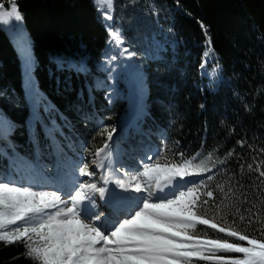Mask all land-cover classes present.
Listing matches in <instances>:
<instances>
[{
	"label": "trees",
	"instance_id": "1",
	"mask_svg": "<svg viewBox=\"0 0 264 264\" xmlns=\"http://www.w3.org/2000/svg\"><path fill=\"white\" fill-rule=\"evenodd\" d=\"M13 3L23 19L0 23V129L4 121L19 127L6 142L13 164L46 161L56 142L65 151L83 139L91 150L110 148L135 116L143 130L155 123L164 131L156 163L211 154L204 162L215 170L196 183L207 184L201 214L219 224L234 219L242 234L259 238V224L247 220H264V178L253 170L264 171V0H115L110 21L99 0H0L5 11ZM34 147L41 152L31 155ZM219 184L232 188L228 199ZM196 232L224 237L207 225ZM0 264L33 260L23 244L0 242Z\"/></svg>",
	"mask_w": 264,
	"mask_h": 264
},
{
	"label": "snow or ice",
	"instance_id": "2",
	"mask_svg": "<svg viewBox=\"0 0 264 264\" xmlns=\"http://www.w3.org/2000/svg\"><path fill=\"white\" fill-rule=\"evenodd\" d=\"M99 2L107 5L106 19L112 20L111 11L115 0ZM22 19L15 3L10 11H5L3 4H0V23L7 24L12 20L20 22ZM111 36L117 45L123 43L116 32L113 31ZM124 52L128 53V50L124 49ZM208 54L204 53L205 56ZM108 139H111L110 132ZM102 151L104 149H100L96 155ZM195 160L196 157L176 164H144L142 172L127 180L115 178L114 182L119 188L147 193V196L124 198L129 202L113 208L115 219L110 228L103 230L92 223H84L80 218L79 208L82 201L90 199L89 192H99L103 196L106 191L103 187L97 188L94 183L80 182L74 186L75 195L64 200L56 191H33L32 187L0 182V242L23 244L26 255L33 260V264H196L197 261H214V264H264V220L261 215L254 213L247 220L249 226L259 224V238L242 234L233 226L234 219L229 224L227 218L222 216L223 223L219 224L214 222L215 217L204 218L201 210L207 211L209 200H201L198 194L201 187L207 188L203 181L186 187V190L179 191L178 194L173 192L172 198L156 196L153 202L154 190L162 192L177 177L183 180L186 176L211 171L203 160L194 162ZM208 160H212L211 154ZM248 168L253 169V166L249 164ZM253 170L259 173L257 179L264 178V171L260 170L259 165ZM78 174L95 175L88 170L87 165L81 167ZM207 179L212 180V176ZM216 187L224 194L225 199L232 193L230 187L227 190L222 184ZM202 194L213 197V191ZM69 202L70 207L67 206ZM220 203L229 207L224 200ZM260 203L264 205V200ZM256 207L252 205L246 211L251 213ZM219 208L220 205H217V209ZM49 209L55 211H48ZM235 210L239 212V208ZM84 211L90 214L91 210L85 207ZM124 212L128 213V218L120 219ZM102 216L103 213L95 214L94 219L99 221ZM239 219L244 221L246 217L240 215ZM197 225H207L217 233H224V237L213 239L207 233L199 234L196 232ZM228 238L235 240L230 242ZM242 241H247V246L239 243ZM217 253L242 255L231 257Z\"/></svg>",
	"mask_w": 264,
	"mask_h": 264
},
{
	"label": "rangeland",
	"instance_id": "3",
	"mask_svg": "<svg viewBox=\"0 0 264 264\" xmlns=\"http://www.w3.org/2000/svg\"><path fill=\"white\" fill-rule=\"evenodd\" d=\"M100 122L103 123L104 120L102 119ZM90 155L93 156L94 154H90ZM94 156H95L96 160H94L93 163L89 166V169H90L89 171L95 173V175H93V178L95 177V178H97V180L92 179V176H81V175L78 174L79 170H73L74 173L71 176H69V180H64V181H66L67 183H74V184H78L80 182L94 183V184H96L97 188L103 187L107 191L108 186L101 184V180L103 179L102 175H106L108 173V171L110 170V164L113 163V162H108L107 161L108 160V159H106L107 158V153H106L105 150L100 152L99 155H94ZM101 162H102V165H103V172H100L98 170V168L95 166L96 163L100 164ZM62 167H63V165H62ZM95 167H96V170H95ZM112 170L114 171V174L117 176V178H123L125 174H127L130 177L136 175L135 172H130V173L117 172V166H113ZM58 171L60 172L59 175L62 177L65 174H68L69 171H72V169L71 168H69V169H61V170L59 169ZM44 181L45 182H49L48 184H50V186H52V187L58 185V184L54 183V180L51 177H41L40 181H37V184H41ZM3 182H10V181H8L6 179V180H3ZM10 183H12V182H10ZM32 183L33 182L28 180L26 182L27 187H30L32 185ZM12 184L15 185V186H18V187L22 186L21 183H19V184L12 183ZM33 184H36V182L33 183ZM23 187H26V186H23ZM71 192H74L71 195H75V191L74 190L71 191ZM154 192H158V191L154 190ZM96 194H97L98 197H100V193L99 192H89L88 196L96 195ZM141 195L147 196L146 193H141ZM153 197H155V195ZM70 206H71V203L69 202V207ZM141 206H142V204H141ZM80 207H82L81 204L79 205V208ZM48 211H53V210L49 209Z\"/></svg>",
	"mask_w": 264,
	"mask_h": 264
},
{
	"label": "bare ground",
	"instance_id": "4",
	"mask_svg": "<svg viewBox=\"0 0 264 264\" xmlns=\"http://www.w3.org/2000/svg\"><path fill=\"white\" fill-rule=\"evenodd\" d=\"M98 166H100V164H98ZM113 180V182H111V181H108V184L109 185H111V184H113V185H111L110 186V191L107 193L106 192V194L108 195V197L107 198H105L104 199V201L103 202H101V205H102V207L103 206H106L107 208H110L108 205H111V203H114L115 201L113 200V197L114 196H116L117 195V190L118 191H121V192H123V190L124 189H121V188H115L114 187V179H112ZM117 189V190H116ZM61 190V189H60ZM45 191V190H44ZM45 192H53V191H45ZM59 194H60V196H61V194L62 193H60V192H58ZM105 194V195H106ZM61 198L62 199H64V200H66L65 198H64V196H61ZM90 205V207H94L93 205H92V203H89ZM61 206V205H60ZM63 206V205H62ZM65 206V205H64ZM111 207H112V205H111ZM111 212H112V210H109V211H104V213H103V216H105V215H107V216H111V215H113V214H111ZM88 214H86L84 211H83V213H81L80 214V218L83 220V222L84 223H92V224H94V225H96V226H98V227H101L102 228V230L103 229H106V226H104V224H101V223H97L96 222V220H95V222H93V221H91L90 219H88V216H87ZM86 216V217H85ZM110 220V219H109Z\"/></svg>",
	"mask_w": 264,
	"mask_h": 264
}]
</instances>
